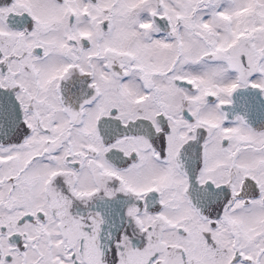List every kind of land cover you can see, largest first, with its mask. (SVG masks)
<instances>
[{
    "label": "snow or ice",
    "instance_id": "6c2138e0",
    "mask_svg": "<svg viewBox=\"0 0 264 264\" xmlns=\"http://www.w3.org/2000/svg\"><path fill=\"white\" fill-rule=\"evenodd\" d=\"M0 264H264V0H0Z\"/></svg>",
    "mask_w": 264,
    "mask_h": 264
}]
</instances>
